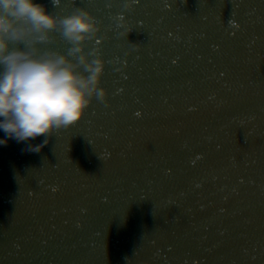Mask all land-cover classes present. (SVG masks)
<instances>
[{
    "label": "water",
    "instance_id": "water-1",
    "mask_svg": "<svg viewBox=\"0 0 264 264\" xmlns=\"http://www.w3.org/2000/svg\"><path fill=\"white\" fill-rule=\"evenodd\" d=\"M36 2L97 18L108 94L0 144V264H264V0Z\"/></svg>",
    "mask_w": 264,
    "mask_h": 264
},
{
    "label": "clouds",
    "instance_id": "clouds-1",
    "mask_svg": "<svg viewBox=\"0 0 264 264\" xmlns=\"http://www.w3.org/2000/svg\"><path fill=\"white\" fill-rule=\"evenodd\" d=\"M55 32L70 45L66 53L38 47L51 44ZM99 32L85 8L57 16L36 0H0V130L7 138L0 144L43 136L41 144H28L39 153L54 133L81 121L94 99L106 100L105 61L99 49L86 50Z\"/></svg>",
    "mask_w": 264,
    "mask_h": 264
},
{
    "label": "snow or ice",
    "instance_id": "snow-or-ice-1",
    "mask_svg": "<svg viewBox=\"0 0 264 264\" xmlns=\"http://www.w3.org/2000/svg\"><path fill=\"white\" fill-rule=\"evenodd\" d=\"M56 2H58V0H56ZM94 43H95V44H99L100 41H99V40H96V41H94Z\"/></svg>",
    "mask_w": 264,
    "mask_h": 264
}]
</instances>
